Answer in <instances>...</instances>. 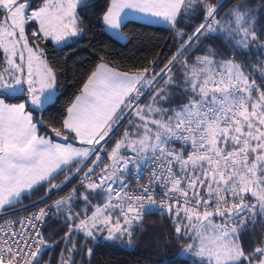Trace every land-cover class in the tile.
<instances>
[{"label": "snow or ice", "instance_id": "1", "mask_svg": "<svg viewBox=\"0 0 264 264\" xmlns=\"http://www.w3.org/2000/svg\"><path fill=\"white\" fill-rule=\"evenodd\" d=\"M89 6L43 0L33 10L29 0H0V217L39 187L61 190L71 179L65 170L82 174L84 189L0 222V264H44L56 243L65 244L58 264H80L77 256L93 254L87 240L106 232L131 245L153 211L170 219V243L192 264H264V238L247 251L241 242L250 224H264V4L241 0L224 13L225 0H108L101 19L115 37L134 11L166 23L176 50L162 67L122 71L101 61L59 125L47 123L59 103L57 71L40 42L70 46L83 31L78 8ZM193 17L201 22L189 33L181 25ZM202 37L259 55L252 65L218 59L211 48L197 55ZM122 120L127 128L114 141ZM52 212L65 215L68 230L50 244L41 229Z\"/></svg>", "mask_w": 264, "mask_h": 264}, {"label": "trees", "instance_id": "2", "mask_svg": "<svg viewBox=\"0 0 264 264\" xmlns=\"http://www.w3.org/2000/svg\"><path fill=\"white\" fill-rule=\"evenodd\" d=\"M88 2L91 6L78 8L83 31L79 37L68 43L70 46L56 47L52 42H40V46L45 49L50 62L55 65L57 71L59 103L56 110L45 114L46 122L57 126L63 118V109L79 94L87 76L101 61H106L109 66H115L122 71L149 67L153 62L162 67L163 63H167L171 58L177 47V38L170 28L135 20L126 21L125 26L122 27L127 40L117 39L107 31L101 19L108 0H88ZM240 2L241 0H225L227 7L224 9V13ZM246 2L250 7L264 4V0H246ZM42 3L43 0H35L31 8L38 9ZM257 15L260 18L257 26H264V9ZM200 22V19L193 17L186 20L181 27L190 33L193 27ZM36 27L35 23L29 25L30 30H34ZM207 48L219 53L218 59L235 57V60L244 65L254 64L259 55L255 49L249 52L235 51L220 37L211 39L202 37L201 51L196 54H205L204 50ZM256 76L260 83L259 74ZM126 128L127 124L124 121L117 128L114 141L120 139ZM108 151H111L110 147ZM65 171L68 176H71L65 185L71 180H76V175ZM64 179V175L58 176L55 183L59 184ZM53 193H48L46 187H39L30 199H25L21 209L28 208L26 210L31 211L35 208L34 204ZM93 203L96 204L98 201L93 200ZM76 207L79 211L84 205L79 203ZM26 210L22 212H26ZM43 235L50 244L53 241H61L65 237L63 220L48 221L44 227ZM106 236L107 233L102 232L97 235L95 240L86 241L87 248H91L93 254L91 257L77 256L80 264H192L191 260L179 257L181 250L174 241L170 243L172 224L166 217L148 215L140 223V227L134 229V241L131 245L107 240ZM72 238L77 241L78 247H82L85 243L80 233L75 234ZM262 238H264V224L258 222L255 227L249 225V230L242 235L241 242L247 251L256 246ZM64 248V243L54 244L44 256V264H58L61 251Z\"/></svg>", "mask_w": 264, "mask_h": 264}, {"label": "built area", "instance_id": "3", "mask_svg": "<svg viewBox=\"0 0 264 264\" xmlns=\"http://www.w3.org/2000/svg\"><path fill=\"white\" fill-rule=\"evenodd\" d=\"M109 152H110V151H109ZM75 179H76V180H71L67 185H65V186H64L61 190H59L58 192H55V193L51 194V199H48V200H47V203H44V202H43L44 199L47 198V197H46V198H44L43 200H41L40 202L36 203V205H38V206L41 207V208H47L48 205H51V204H53L56 200H59V199H61L62 197H65L68 193L72 192L74 189L77 191V193L83 192L84 189L81 187V181H82V179H83L82 174H77V175L75 176ZM147 179H148V176L145 175L144 178H143V180L140 181V182H141V183H146V182H147ZM132 184H133V186H135V184H136V180H133V181H132ZM26 209H28V208H24L23 210H26ZM23 210L20 209V210H18V211H15L14 214H10V215H8V216H6V217H0V222H3L4 219H16L17 217H25V216H29V215H31L33 212L37 211V207H35V208L32 209L31 211H27V210H26V212H22ZM74 210H75V211H78L76 205H74ZM149 215H159V216L166 217L167 219H169V218H168L167 216H165V215L158 214V211H153V213H152V214H149ZM147 216H148V215H146L142 221H144L145 218H146ZM53 220H54V221H61V220H63V222H65L66 217H65L64 214H59V213H56V212H52V213L50 214V217H49V218H46L45 221H44V226H43V228L41 229L42 233H43V230H44V227H45L46 223H47L48 221H53ZM169 220H170V219H169ZM142 221H141V222H142ZM141 222H140V223H141Z\"/></svg>", "mask_w": 264, "mask_h": 264}, {"label": "rangeland", "instance_id": "4", "mask_svg": "<svg viewBox=\"0 0 264 264\" xmlns=\"http://www.w3.org/2000/svg\"><path fill=\"white\" fill-rule=\"evenodd\" d=\"M33 2H35V0H29V3H30V5H32V3ZM33 10H35V9H33ZM130 15H131V12H130ZM111 31V30H110ZM111 34L113 35V33H112V31H111ZM114 36V35H113ZM115 37V36H114ZM117 39H119V40H121V41H126L127 40V36H125L124 34H123V37H116ZM74 39V38H73ZM72 39V40H73ZM72 40H70V41H68V43L69 42H71ZM53 44H54V42H52ZM55 45V44H54ZM62 46H64V45H59V46H56V47H62ZM235 58V57H234ZM236 59V58H235ZM237 63H239L237 60H235ZM251 69H249V71H250ZM256 79H257V76H256ZM257 83H259V81H258V79H257ZM122 122H124V120H122L121 121V123ZM120 123V124H121ZM120 124L117 126V128L120 126ZM63 225H64V235H65V233L67 232V230H68V224L66 223V220H65V222H63ZM179 257H182V258H186V259H189V260H193V258L191 257V256H188V255H186V254H182V252L180 251L179 252Z\"/></svg>", "mask_w": 264, "mask_h": 264}, {"label": "crops", "instance_id": "5", "mask_svg": "<svg viewBox=\"0 0 264 264\" xmlns=\"http://www.w3.org/2000/svg\"><path fill=\"white\" fill-rule=\"evenodd\" d=\"M126 11H128V10H126ZM140 16V14L139 13H136V12H134V11H132L131 12V15H129L128 17H127V19L125 20V22L126 21H128V20H135V21H140V22H144V23H148L146 20H143V19H139L138 17ZM148 24H152V25H158V26H163V27H168L169 28V26L166 24V23H148ZM106 27V26H105ZM106 29H107V31L111 34V31L106 27ZM75 39V38H74ZM73 39V40H74ZM72 40V41H73ZM71 41V42H72ZM70 43V42H69ZM56 46V45H55ZM60 142H63L62 140L60 141Z\"/></svg>", "mask_w": 264, "mask_h": 264}]
</instances>
